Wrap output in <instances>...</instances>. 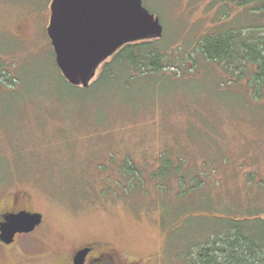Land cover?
Segmentation results:
<instances>
[{
    "label": "rangeland",
    "instance_id": "1",
    "mask_svg": "<svg viewBox=\"0 0 264 264\" xmlns=\"http://www.w3.org/2000/svg\"><path fill=\"white\" fill-rule=\"evenodd\" d=\"M51 1L0 0V200L24 192L43 215L34 232L0 242V264H67L87 242L109 243L124 264H192L190 244L216 217L264 216V95L250 87L254 65L180 57L160 73L94 85L103 64L79 91L59 75ZM143 2L173 50L260 16L257 3L224 17L219 0ZM131 165L136 174L125 175Z\"/></svg>",
    "mask_w": 264,
    "mask_h": 264
},
{
    "label": "trees",
    "instance_id": "2",
    "mask_svg": "<svg viewBox=\"0 0 264 264\" xmlns=\"http://www.w3.org/2000/svg\"><path fill=\"white\" fill-rule=\"evenodd\" d=\"M219 2L223 4L220 13L224 17L230 15L231 7L247 8L252 3L258 4L255 11L260 16L255 17L254 22L242 25L240 23L235 25L233 21L224 23L218 31L207 32L197 37L196 42L192 44L193 49L191 46L180 45L178 49L173 50L170 44L164 42L163 36L159 39L128 43L104 63L101 76L94 85L106 80H121L129 74L134 76L160 73L166 67L181 65L178 64L181 62L178 60L180 57L193 60L196 64L195 57L201 56L210 62H220L226 69L242 70L247 63H252L255 69L250 87L253 88L255 96H263L264 36L260 34L262 32L260 28L264 26L258 23V19L264 18V0H219ZM222 20H224L222 17L218 18L219 22ZM183 52L186 53L185 56ZM0 67L2 70L0 75L6 76V66L2 64ZM58 71L60 77L70 87L79 91L88 90L93 86L84 88L71 85L62 75L59 67ZM234 73L241 78L237 71ZM9 74H11L10 71ZM0 84H3L2 80ZM2 91L8 94L7 90ZM130 170H133L132 165L127 170L124 169L125 175L136 174L130 173ZM182 180L183 178H180L179 183ZM192 182L194 188L202 184L196 177ZM262 214L261 212L228 213L223 221L219 216L216 217V221L209 224L211 231L200 241L190 244L186 252L187 258L192 264H264V216ZM249 220L256 222L257 227L252 229L244 226Z\"/></svg>",
    "mask_w": 264,
    "mask_h": 264
},
{
    "label": "water",
    "instance_id": "3",
    "mask_svg": "<svg viewBox=\"0 0 264 264\" xmlns=\"http://www.w3.org/2000/svg\"><path fill=\"white\" fill-rule=\"evenodd\" d=\"M47 27L57 66L74 86L88 87L99 68L128 43L159 39L164 26L143 0H52ZM0 241L11 244L17 233L42 223L40 212L21 210L5 215ZM88 249L74 257L82 264Z\"/></svg>",
    "mask_w": 264,
    "mask_h": 264
},
{
    "label": "flooded vegetation",
    "instance_id": "4",
    "mask_svg": "<svg viewBox=\"0 0 264 264\" xmlns=\"http://www.w3.org/2000/svg\"><path fill=\"white\" fill-rule=\"evenodd\" d=\"M29 204V196L21 191L11 193L9 196L4 197L0 200V223L5 220V215L9 213L18 212L21 210L36 212L34 209L29 207ZM39 226L40 225H38L33 231L29 233H17L15 235V240L19 234H30L34 232ZM97 247L99 250H96ZM81 249H88V253L84 257L82 264H124L122 258L117 255L115 249L112 248L109 243L100 242H87L79 245L69 255L67 264H75L74 257Z\"/></svg>",
    "mask_w": 264,
    "mask_h": 264
}]
</instances>
